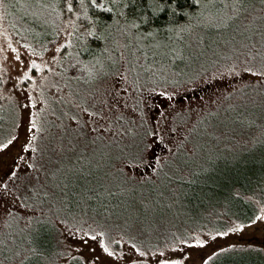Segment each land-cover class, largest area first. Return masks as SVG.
Segmentation results:
<instances>
[{"label":"rangeland","instance_id":"rangeland-1","mask_svg":"<svg viewBox=\"0 0 264 264\" xmlns=\"http://www.w3.org/2000/svg\"><path fill=\"white\" fill-rule=\"evenodd\" d=\"M41 1L0 2V145L17 138L0 151V175L19 165L0 195V264H233L242 252L263 258L264 197H250L258 213L241 222L233 182L264 140V133L256 138L264 129V79L246 71L264 68V0H203L198 10L240 5L217 27L204 15L203 27L189 32L191 72L181 81L153 79L131 57L137 41L156 64L164 60L166 43L151 25L103 26L101 73L77 51L82 5L69 12L68 0L61 9ZM124 2L122 11L138 5ZM216 29L236 36L217 41ZM33 33L48 36L35 41ZM160 92L175 99L163 101ZM161 103L171 115L153 141ZM29 113L35 131L26 134ZM29 138L31 153H21ZM207 139L227 147H201Z\"/></svg>","mask_w":264,"mask_h":264},{"label":"trees","instance_id":"trees-1","mask_svg":"<svg viewBox=\"0 0 264 264\" xmlns=\"http://www.w3.org/2000/svg\"><path fill=\"white\" fill-rule=\"evenodd\" d=\"M20 1L21 0H13L12 5L14 8L26 5L23 2L20 3ZM34 1H40L38 3H42L41 0ZM64 1L66 0H51L50 3H55L56 5L59 4L61 9ZM135 1L138 5H132L131 2V8H124L123 11H126L123 12L121 9H123L122 4L125 3L124 0H97L96 5H93L91 0H82V2L81 0H74L73 5H82V9L84 11L82 22L84 23L85 28L84 33H81L80 36L83 38L77 45L79 57L80 59L84 60V64L90 59H93L94 64L99 67L97 70L102 73L104 70V65L101 63V51L103 45L102 40L98 36L100 30L103 28V26L106 27L111 24L113 28L115 27V23H117L116 27H123L125 29V25L127 23L129 24V22H137L144 26L146 31H148L147 27H150V25L156 29L159 38L166 43V52L162 57L164 60H161L159 64H156L158 62L152 52L141 48L140 44L136 41L133 42L132 47L130 48L129 53L131 57L139 58L142 63V68L144 69L147 67L148 72L146 73H148V76L153 79H158L159 77L160 79L171 78L176 81H181L185 78H188L191 72L190 68H186V62L184 61L186 56L184 43L187 42V37L190 35L189 32L193 29V32L195 33L198 29L203 27L202 22L204 21V15L214 18L212 22H217V27L220 23L218 21H220L221 18H231L232 15L235 14V9H237L240 5V3L238 5L229 4V6H232L233 8L228 9L204 8L202 10H198V8L203 4V0H176V14H173L171 9L164 12L160 11V7L165 2V0H149L151 7L146 5L144 0ZM107 8L112 9L110 14L102 11L103 9ZM36 13L38 14V12ZM153 13H155V15H153ZM33 14H35V12H33ZM14 15L18 18L16 14ZM20 17L21 19H26L24 16ZM115 18H119V20L115 22ZM120 19H122V22ZM138 19L141 21V23L137 21ZM166 27H170V29L166 30ZM23 29L26 35H29L28 29L26 27ZM89 33H94V35L90 36ZM221 33L222 31L219 33L217 29L214 32V36L217 41H222L224 38H226ZM34 34L35 33H33L32 37L35 41H39L42 38L48 36L42 35L45 33ZM125 35L127 36V32ZM235 36L236 35L233 34V32H230L226 39H231ZM170 60H172L171 64L169 63ZM252 126L257 127L260 126V124L253 123ZM263 133L264 129L261 130L260 135L257 134L256 138H260ZM205 136L209 135L206 134ZM207 140L210 142L200 141V146L202 147L203 145V147L207 148L209 146L208 144H211L216 145L219 148L227 147V145H220V143H216L212 139ZM252 149L254 158H250L251 160L249 159L245 166L242 165V171L245 172L243 177H238L233 182L237 190H239L236 197V202L234 203L235 205L241 207L240 209L243 213L240 217L241 222L251 221L258 213L260 206L253 202L250 197L252 199L253 197H256L257 199H259V197H264V140L261 139V141L256 142L252 146ZM114 160L115 159H113L112 162ZM230 186L231 182L227 180V190L230 189ZM261 255L264 256V253H261ZM234 262L236 264H264V257L261 258L257 255L256 257H252L249 255V253L242 252L239 257L233 260V264H235Z\"/></svg>","mask_w":264,"mask_h":264},{"label":"snow or ice","instance_id":"snow-or-ice-1","mask_svg":"<svg viewBox=\"0 0 264 264\" xmlns=\"http://www.w3.org/2000/svg\"><path fill=\"white\" fill-rule=\"evenodd\" d=\"M0 2H2V0H0ZM74 0H69L68 2V11L71 12L72 9V4H73ZM82 2V0H81ZM93 5H96L97 0H91ZM145 4L148 5L149 7H151V5L149 4V0H144ZM175 8H176V0H165V2L161 5L160 7V11L164 12L166 10L171 9L173 14L175 13ZM103 12L106 13H111L112 9L111 8H107V9H103ZM153 15H155V13H153ZM90 36L94 35V33H89ZM64 47V46H62ZM57 51H59V49H57ZM19 59V58H17ZM37 66L35 65V63L33 62V64L31 65V68L29 69L30 71H34L36 70ZM248 75H252V76H256L260 79H264V68L258 69L256 71H251V70H246ZM234 75H239V73H234ZM29 77L27 76V74H25V79H28ZM155 95L162 97L163 101H167V102H171L172 100L175 99V96H169L167 95L165 92H160V93H156ZM164 107L163 103L158 104L156 106V112L158 113V118L156 120V123L153 124L152 126V133H151V138L153 141L156 140L157 135H158V131L157 129L161 126V123L163 124V127L167 128L168 126V119L167 117H169L171 115L170 112L168 111H161V108ZM24 121L23 118L21 119V126L23 127ZM35 131V125L32 124L31 122V113H29V127L26 129V134L27 133H32ZM15 139H17L16 137L13 138V140H10L8 142L7 145H0V151L2 150H6L10 145L15 143ZM31 143V138L26 139L25 144L22 146L21 148V153H31V149L28 147V144ZM150 148V145H149ZM17 160L20 162V164H23L25 157L23 156V154H21ZM148 161H144L143 166H147ZM24 167H29V165L24 164ZM19 170V165L14 162V167L12 169H9L8 172L4 173L3 175H0V195H3L6 191H8V185L5 182L6 179L8 178H15V176L17 175V171ZM225 235L227 233H224ZM92 239H95V237H92ZM104 251L107 252V249H104ZM223 251V250H222ZM109 255H111V253H109ZM161 256H163V253L160 254ZM212 257H209L208 259H211ZM161 264H174L173 261L165 258L161 261ZM205 264H207V261H205Z\"/></svg>","mask_w":264,"mask_h":264},{"label":"bare ground","instance_id":"bare-ground-1","mask_svg":"<svg viewBox=\"0 0 264 264\" xmlns=\"http://www.w3.org/2000/svg\"><path fill=\"white\" fill-rule=\"evenodd\" d=\"M194 12H196V11H194ZM192 17V16H191ZM236 202V201H235Z\"/></svg>","mask_w":264,"mask_h":264}]
</instances>
